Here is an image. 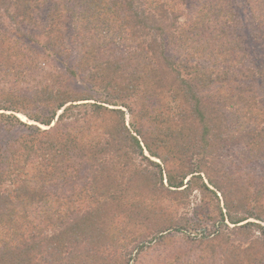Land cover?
Wrapping results in <instances>:
<instances>
[{
    "label": "trees",
    "instance_id": "1",
    "mask_svg": "<svg viewBox=\"0 0 264 264\" xmlns=\"http://www.w3.org/2000/svg\"><path fill=\"white\" fill-rule=\"evenodd\" d=\"M244 5L0 0V264H264V0Z\"/></svg>",
    "mask_w": 264,
    "mask_h": 264
},
{
    "label": "rangeland",
    "instance_id": "2",
    "mask_svg": "<svg viewBox=\"0 0 264 264\" xmlns=\"http://www.w3.org/2000/svg\"><path fill=\"white\" fill-rule=\"evenodd\" d=\"M232 3L234 5L235 11L238 14H243L244 16L248 14L247 9L244 5V0H232ZM17 115L23 120V121H27L30 123H34L33 121H29L26 119V117L22 114V113H17ZM41 127H45L43 125H40ZM240 146H238V144H234L232 146H229L228 148H226L223 153H222V158L224 159H235L236 158V154L239 150ZM235 161V160H234ZM253 170L255 172H259V173H264V166L260 165V164H254L252 166ZM199 193L198 192H194L193 196H192V202L193 204L199 203ZM202 203V202H200ZM203 204V203H202ZM254 221H258L256 219H252ZM176 245L183 247V245H181L179 242H176ZM155 249V251H150L147 250L145 251L142 255L141 258L139 260V262L137 264H154V262L156 261H160L161 259V255L162 254H169L168 249H169V245H164V246H160L159 248H153Z\"/></svg>",
    "mask_w": 264,
    "mask_h": 264
}]
</instances>
